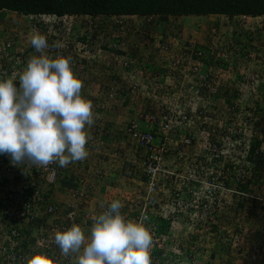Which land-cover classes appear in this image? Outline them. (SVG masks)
<instances>
[{
    "label": "rangeland",
    "instance_id": "rangeland-1",
    "mask_svg": "<svg viewBox=\"0 0 264 264\" xmlns=\"http://www.w3.org/2000/svg\"><path fill=\"white\" fill-rule=\"evenodd\" d=\"M153 19L67 16L58 24L53 17L0 10V80L14 76L19 86L29 59L41 55L30 43L32 34L46 36L50 58L72 57L73 71L83 81L81 94L93 104L94 124L86 126L88 166L78 161L60 167L56 185L45 189L48 203L63 206L66 190L87 187V203L79 206L86 235L112 201L120 200L121 213L134 221L133 205L145 198V153L126 136L130 120L165 110L174 125L187 114L189 127L176 133L165 135L153 126L156 146L164 144L163 168L173 177L147 210L152 250L161 258L158 264H190V254L198 264H244L264 241V18ZM55 42L62 46L52 47ZM190 46L201 47L202 56L186 57ZM203 75L208 80L200 87ZM198 87L199 95H193ZM188 135L192 144L182 149ZM253 140L260 145L253 148ZM159 218L169 221L164 234L155 231ZM52 223L39 212L36 225L22 227L16 246L27 260L43 250L37 239L52 235ZM0 264L6 263L0 258Z\"/></svg>",
    "mask_w": 264,
    "mask_h": 264
},
{
    "label": "clouds",
    "instance_id": "clouds-1",
    "mask_svg": "<svg viewBox=\"0 0 264 264\" xmlns=\"http://www.w3.org/2000/svg\"><path fill=\"white\" fill-rule=\"evenodd\" d=\"M30 43L41 55L29 59L19 86L14 76L0 80V155L25 171L83 161L89 154L86 126L94 124L93 104L81 94L83 81L73 71L71 56L45 54L49 48L45 35L32 34ZM61 46L59 42L52 45ZM122 206L120 200L112 201L94 217L88 235L76 223L57 231L54 243L60 256L70 258V264H152L148 217L142 214L139 222L126 220ZM27 264L59 261L47 252H37Z\"/></svg>",
    "mask_w": 264,
    "mask_h": 264
},
{
    "label": "built area",
    "instance_id": "built-area-1",
    "mask_svg": "<svg viewBox=\"0 0 264 264\" xmlns=\"http://www.w3.org/2000/svg\"><path fill=\"white\" fill-rule=\"evenodd\" d=\"M43 16L55 18L58 24L60 22L65 23L67 17L55 15L25 17L37 18ZM238 16L243 19L252 17L244 15ZM84 17H88L90 21L94 18L87 15ZM143 17L148 22L153 18L152 16ZM259 17L264 18V16H258L257 18ZM5 46L9 48L10 41L5 42ZM69 47L70 46H67L63 51L69 50ZM184 54L191 59L193 56L197 58L202 56V52L195 49L194 46L187 47ZM60 55L66 56L65 53H60ZM123 66L124 68H129V62L124 61ZM205 76L203 75L199 78L200 87H203V84L208 80V76ZM200 87L193 92V95H199ZM200 97L205 96L203 95ZM157 111V113L148 112V114H141L139 118H133L130 120L128 128L125 131L127 138L133 143L135 148L144 151L146 159L143 169L145 198L142 202H137L133 205L136 207L134 208L135 222L140 221L142 214L148 217L147 221L149 222V213L147 210L153 209L156 206V203H158V196L165 192L164 188L166 183L173 177L172 173L163 168L164 144L160 147L156 146V133L153 126L159 125L161 132L165 135L176 133L177 129L180 130L189 127L188 123L190 117H188L187 114H184L182 118H180L178 124L172 125V119L167 117L168 113L165 110ZM143 123L149 124L150 128L142 130L141 125ZM191 144L192 138L190 135L184 136L181 141V148H188ZM83 161L84 164L88 166V162L85 160ZM62 168L63 167H61V169ZM26 171L23 168L13 166L6 155L0 158V173L3 176V179L0 181V258L2 262L6 264H27V255L21 252L16 245L22 238V227L24 225H36L38 222V213L43 212L46 216L52 218L54 222L49 229L52 235L50 234L47 238L37 239L39 240L37 241V245L43 248L41 252H47L49 255L57 258L59 264H68L70 258L60 256V250L54 243V236L57 231L67 230L73 223L81 225L79 218L81 209L79 206L87 203L89 190L85 186L71 187L65 191L68 196L66 204L59 206L54 203H48L45 188L56 185L60 174V167L58 164L49 165L47 170L44 168L37 169L32 167L27 168ZM138 206L141 207L140 210L137 209ZM261 206L264 212V204H261ZM105 210H107V208L103 209L102 212ZM122 215L126 218L125 214ZM262 242L263 243L250 250L244 264H264V241ZM187 258L190 259V264H198L195 255L190 254Z\"/></svg>",
    "mask_w": 264,
    "mask_h": 264
},
{
    "label": "trees",
    "instance_id": "trees-1",
    "mask_svg": "<svg viewBox=\"0 0 264 264\" xmlns=\"http://www.w3.org/2000/svg\"><path fill=\"white\" fill-rule=\"evenodd\" d=\"M0 10L23 16L138 15L158 16L162 19L167 16L208 15L258 17L264 16V0H0ZM196 49L201 51V47ZM205 62L207 61L203 62L204 68L207 69L209 63ZM252 145L255 148L260 143L253 140ZM250 160L254 159L250 158ZM154 222L158 234L167 232L169 221L159 218ZM152 254L154 258L152 263L158 264L161 261L160 256L154 254V250Z\"/></svg>",
    "mask_w": 264,
    "mask_h": 264
},
{
    "label": "crops",
    "instance_id": "crops-1",
    "mask_svg": "<svg viewBox=\"0 0 264 264\" xmlns=\"http://www.w3.org/2000/svg\"><path fill=\"white\" fill-rule=\"evenodd\" d=\"M188 17H191V16H188ZM187 19H189V20H194L193 18H187ZM93 208H94L93 204H92V203H89V204H88V210H89V212H91ZM85 210H87V207L85 208ZM88 216H90L91 219H92V217H93L92 214H89Z\"/></svg>",
    "mask_w": 264,
    "mask_h": 264
}]
</instances>
